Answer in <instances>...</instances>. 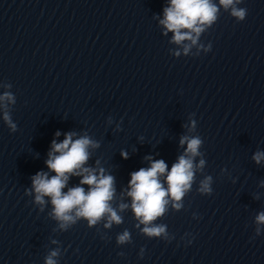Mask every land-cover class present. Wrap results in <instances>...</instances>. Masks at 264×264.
Listing matches in <instances>:
<instances>
[{"label":"clouds","instance_id":"1","mask_svg":"<svg viewBox=\"0 0 264 264\" xmlns=\"http://www.w3.org/2000/svg\"><path fill=\"white\" fill-rule=\"evenodd\" d=\"M242 2L243 0H219L218 6L213 0H170V6L164 9V19L160 21V24L166 29L165 35L167 32L173 33L172 43L180 45L188 40L191 41V45H196L205 27L210 28L217 21L220 6L226 11L230 9V15L235 17L237 22L244 21L247 9L238 7ZM191 45H184L185 55L188 54ZM200 47L205 46L200 45ZM210 50L211 43L205 47V51ZM175 55L179 56L180 53L176 52ZM3 86L8 89L12 87L10 83ZM15 102L16 98L11 91H4L0 94V105L5 109L3 120L11 132L17 131V125L13 122L7 106ZM195 128L196 122L193 120L189 130H195ZM56 135L59 136L60 133L57 132ZM74 135L75 133L69 132L65 134L63 141L59 143L56 140L52 141L46 164L55 175L49 178L46 172L36 173L31 177L32 188L27 189L25 194L34 193V203L41 206V211L47 203L44 198L49 197L52 205L49 215L58 221L59 228L65 231L81 218L85 219L89 226H94L102 220H106L103 225L105 228H110L113 224H121L122 217L111 204L115 195L114 177L105 175L102 168L97 174L95 169L84 167L89 159L88 148L98 147V143L88 136L73 140ZM202 143L198 135H184L180 138V145L186 144L187 147L184 154L180 155L177 162L172 165L170 171L165 161L160 159L151 161L148 168H141L131 173L130 190L127 196L131 198V209L139 224L145 225L142 232L146 236L168 239L167 226L153 222L165 214L170 202L176 210L183 207L182 200L192 189L195 170H202L205 165V161L201 159L199 164L194 166V158L201 155L199 149ZM121 155L127 159V153L122 152ZM253 159L259 164L261 160H264V152H256ZM70 175L81 176L80 185L89 186L88 191L86 192L82 186L63 191ZM162 176L164 183L161 182ZM211 184L212 177L206 176L200 181L197 191L211 195L213 191ZM127 207L128 205L124 203L119 205L120 211ZM139 224L136 226L139 227ZM256 224L258 225L256 228L258 236L261 233L259 225H264V212L257 215ZM128 242H130L128 230L117 236V244L122 245ZM59 254V249L52 250L45 258V264H57L55 258ZM118 255L122 256L123 253H118Z\"/></svg>","mask_w":264,"mask_h":264}]
</instances>
